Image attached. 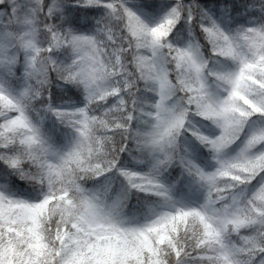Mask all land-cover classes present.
Segmentation results:
<instances>
[{
  "label": "snow or ice",
  "instance_id": "1",
  "mask_svg": "<svg viewBox=\"0 0 264 264\" xmlns=\"http://www.w3.org/2000/svg\"><path fill=\"white\" fill-rule=\"evenodd\" d=\"M0 264H264V0H0Z\"/></svg>",
  "mask_w": 264,
  "mask_h": 264
}]
</instances>
